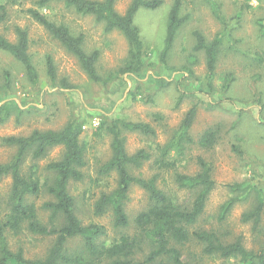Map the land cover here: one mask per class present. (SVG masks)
<instances>
[{
    "label": "rangeland",
    "instance_id": "1",
    "mask_svg": "<svg viewBox=\"0 0 264 264\" xmlns=\"http://www.w3.org/2000/svg\"><path fill=\"white\" fill-rule=\"evenodd\" d=\"M36 1L4 4L6 17L0 23V36L15 43L17 28L27 33L28 53L38 82L31 84L24 67L0 50V165L9 163L16 154V147L5 144V138L27 137L35 130L60 131L75 121L82 128L79 142L85 164L81 169L83 178L70 181L68 191L80 222L103 226V239L109 243L134 230L114 228L109 209L101 216L94 213L97 200L118 183L115 173H99L112 157V136L107 128L114 121L147 124L154 129V136L121 132L129 156L140 150L150 156L139 168L130 166L131 175L148 179L159 174L158 186L178 204L190 207L195 191L177 187L175 173L196 175L201 158L210 166L215 187L208 195L203 214L189 227L190 232L214 231L224 244L239 241L247 251H261L264 207L258 223L253 219L244 221L243 215L264 201V0H182L180 15L187 19L164 58L173 0H162L156 10L141 9L134 24L144 46L143 67L139 73L122 76L116 73L127 60L129 46L121 32L106 31L104 23L92 15L77 13L64 2L39 9L49 20L65 25L71 35H82L86 53L98 51L96 71L106 83L92 82L76 58L31 18L27 10L37 9ZM131 2L115 0L114 9L123 15ZM195 31L208 43H219L211 75L204 52L193 49ZM47 57L55 65L53 82L46 73ZM62 83L69 89L63 88ZM192 107H196V116L188 133L193 142L184 145L181 156L176 157V150H169L166 159L172 164L174 161L175 168L159 169L155 162L160 150L180 134ZM208 130L216 138L211 148L199 144ZM62 155L61 147L49 149L38 159L28 152L21 171L24 175L33 172L42 184L51 183L54 175L46 167ZM11 182L10 176H0V224L8 212ZM236 185L238 189H231ZM51 199L45 185L37 196L27 197L38 208L43 224H48L49 214L40 207ZM232 199V207L220 219L221 206ZM147 206L146 193L132 185L125 203L131 223ZM61 222L59 218L57 224ZM5 239L13 253L21 250L26 259L38 260L46 257L55 237L5 231ZM81 248V239L73 238L65 245V252L78 254ZM179 248L183 261L190 264H244L239 257L204 255L202 246L195 241Z\"/></svg>",
    "mask_w": 264,
    "mask_h": 264
},
{
    "label": "trees",
    "instance_id": "2",
    "mask_svg": "<svg viewBox=\"0 0 264 264\" xmlns=\"http://www.w3.org/2000/svg\"><path fill=\"white\" fill-rule=\"evenodd\" d=\"M14 0H0V23L6 17L5 6ZM53 2H64L82 15H92L98 22L105 25L106 31L117 30L126 38L129 46L127 60L117 71L119 75L139 73L143 67L144 46L138 28L134 24L137 13L141 10H156L162 5V0H132L125 14L121 15L114 9L115 0H37V9L27 10L31 18L43 27L53 39L57 40L72 54L86 76L94 83H102L96 71L98 51L86 53L82 47L83 36H73L65 25L57 24L39 9L47 8ZM182 0H173L168 13L165 45L162 51L164 58L172 49L178 30L185 23L186 17H181ZM17 40L11 43L0 36V50L10 54L23 67L29 82H38L37 72L28 53V37L24 30L16 29ZM195 39L194 51H203L207 61L209 75L213 74L216 53L219 43H208L197 31L193 32ZM46 73L51 82L55 81L56 70L51 57L46 58ZM106 83V82H103ZM62 87L69 89L65 83ZM196 116V107L186 114L180 134L172 143L164 146L156 160V166L175 168V162L170 163L166 158L170 149L176 150V157L183 155L184 145L192 143L188 133ZM111 139L112 157L100 169V175H117V187L110 193L102 194L95 204L96 216L111 210L113 227L116 229L133 228V234H123L119 239L107 243L103 239L106 230L94 223L83 225L74 211V199L68 191L70 181H80L83 178L81 169L84 162V149L79 142L82 128L75 121L68 123L60 131H33L27 137H8L3 142L16 147L13 159L0 165V176H10L11 189L8 199V212L0 224V264H190L182 259L179 247L195 241L202 246V253L207 256L219 255L222 258L239 257L244 264H264V246L258 253L247 251L239 241L224 244L214 231H193L189 227L196 224L203 214L209 193L214 189L215 182L211 178L210 166L201 158L198 159L200 170L196 175L187 176L175 173V183L179 188L195 191V197L190 207L178 204L170 193L157 184L158 175L143 179L130 173V166L139 168L143 162L150 159L144 150L129 156L125 150L122 130L138 132L145 136H154V129L142 123L114 121L107 128ZM213 131H206L199 144L211 148L215 141ZM55 147L63 149L60 160L51 162L46 169L53 173L51 183L42 184L33 172L24 175L21 166L28 152L33 159L41 158ZM45 185L51 200L40 207L48 211V224H43L39 218L38 208L27 200L29 196H37ZM132 185L143 190L148 199V206L137 214L131 223L125 210L128 192ZM233 186L231 189H238ZM229 200L221 206L220 219H224L233 205ZM264 207L262 201L250 213L243 215L244 221L254 220L258 223ZM62 222L57 224L58 219ZM5 231L18 235L27 231L38 236H54V243L44 259H26L21 250L13 253L5 239ZM79 238L82 248L78 254H67L65 245L70 239ZM147 254L143 256L144 251ZM141 254V256H140Z\"/></svg>",
    "mask_w": 264,
    "mask_h": 264
}]
</instances>
